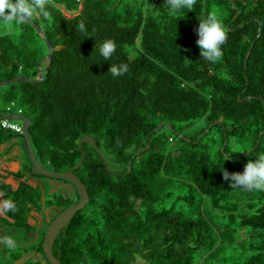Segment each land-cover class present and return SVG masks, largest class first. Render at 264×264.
Returning <instances> with one entry per match:
<instances>
[{
	"label": "trees",
	"instance_id": "1",
	"mask_svg": "<svg viewBox=\"0 0 264 264\" xmlns=\"http://www.w3.org/2000/svg\"><path fill=\"white\" fill-rule=\"evenodd\" d=\"M48 11L32 21L41 33L33 23L0 27V81L43 70L39 82L0 86V114L21 109L32 119L33 149L52 171L78 162L82 136L94 139L73 170L89 201L54 241L60 263L264 264V191L222 179V169L242 172L264 153V0H196L175 15L165 0H54ZM211 13L227 32L215 63L196 44L199 19ZM81 20L91 36L77 30ZM106 39L116 43L109 60L99 53ZM111 64L127 71L113 77ZM200 120L207 130L187 134ZM13 136L0 126V146ZM2 164V199L18 209L0 214L3 224L29 232L31 211L44 204L54 207L46 227L77 199L74 187L75 200L43 199L22 178L49 177L32 174L25 154L16 172ZM44 232L33 255L12 260L50 264Z\"/></svg>",
	"mask_w": 264,
	"mask_h": 264
},
{
	"label": "clouds",
	"instance_id": "2",
	"mask_svg": "<svg viewBox=\"0 0 264 264\" xmlns=\"http://www.w3.org/2000/svg\"><path fill=\"white\" fill-rule=\"evenodd\" d=\"M195 3L196 0H165L170 15H175L185 8L192 10ZM50 6H54V0H0V27H8L13 23H30L34 19H47L50 16L48 11ZM76 27L79 32L85 34L84 37L91 36L82 20ZM196 32L198 34L196 44L200 50V57L212 63L217 62L223 55L221 46L227 41V32L222 21L215 13H211L199 19ZM115 50L116 43L111 39H106L99 45V53L105 60L111 59ZM126 71V65L111 64L108 69L113 77L121 76ZM222 179L228 181L233 189L264 191V153L258 154L254 160L249 159L242 172H228L222 169ZM4 195L0 192V214L16 212L18 209L15 202L11 199H2ZM0 244L9 249L16 247L15 240L8 235L0 236Z\"/></svg>",
	"mask_w": 264,
	"mask_h": 264
},
{
	"label": "water",
	"instance_id": "3",
	"mask_svg": "<svg viewBox=\"0 0 264 264\" xmlns=\"http://www.w3.org/2000/svg\"><path fill=\"white\" fill-rule=\"evenodd\" d=\"M30 23H33L30 21ZM34 24V23H33ZM35 28L38 30V32L41 33L40 27H38L36 24H34ZM43 39L46 42L48 52L46 54V57L51 60L53 52L55 51V48L51 45V43L48 41V39L43 35ZM38 75L36 77H30L26 75H18L14 78H9L0 81V86L1 85H6V84H11V83H16L20 81H32V82H39L42 77H43V70L38 66ZM1 119H16L21 122L22 125V130L21 133L19 134V137L22 138L23 143V150L25 155L28 157L29 162H30V169L32 174L34 175H42L45 177L53 178V179H62L64 181H67L73 185L77 192V200L74 203L69 204L65 208H63L61 211H59L54 218L48 223L47 228L44 232L41 247L42 251L48 260L50 264H61L59 261V258L54 255L53 253V244L60 233V231L67 226L69 219L81 208H83L87 202L89 201V195L86 190V187L84 183L80 180V178L73 172V170L77 167H79L82 164V161L84 159V150L81 149V144L87 143L92 146H95L94 139L91 135H85L82 136L78 140V147L81 151L80 158L77 163L74 165L70 166L67 170L65 171H52L43 166L40 161L38 160V157L33 149L31 138H30V133H29V127L32 125L33 121L30 117L27 115L21 113H10V114H0V120ZM163 124L161 123L159 127H161ZM148 145V143H147ZM97 151L99 150L96 147ZM100 152V151H99ZM101 154V153H100ZM102 156V155H101ZM103 158V156H102ZM104 164L107 168L108 163L106 159L103 158ZM132 164V160L129 162L128 169L127 171L130 170Z\"/></svg>",
	"mask_w": 264,
	"mask_h": 264
},
{
	"label": "rangeland",
	"instance_id": "4",
	"mask_svg": "<svg viewBox=\"0 0 264 264\" xmlns=\"http://www.w3.org/2000/svg\"><path fill=\"white\" fill-rule=\"evenodd\" d=\"M70 15L71 14H68V16ZM44 62H46V60H44ZM6 85H1V86L4 87ZM201 127H205V130H207L208 128L204 120H200L196 122V124H194L190 128V130H188L187 134H190L195 129H199ZM166 128L168 127L166 126L162 128V132L166 134L171 133L174 136L175 132H170ZM8 140H11V142L15 141L17 144H19L18 146L23 154L22 157H24L25 153L22 146L23 140H21L19 136H15V137L13 136ZM40 180H41L40 181L41 184H38L39 185L38 187L40 188L41 192L44 194L42 197L43 199L45 198L46 200L50 199L54 201V199L58 198L56 196H62L63 198H70L72 200L76 199L74 188L71 183H64L62 181L52 178L51 179L41 178ZM41 203H43V201ZM40 207H41L40 210L34 209L31 211V215L28 221L31 225L34 226V229H32L29 232H25L24 230L8 226L7 224H3V222L0 221V236H5V235L11 236L16 242V247L14 249H9L5 247L3 244H0V264H28V262H30L28 261L26 263L25 262L26 260H24L23 258H21L19 261L18 260L14 261L12 260L11 255H13L15 252L21 253L22 257L33 255V248L31 247L35 244L34 239L37 238L35 234L38 233V237L40 236L41 238V233L43 232V229L45 228L46 230L47 228V226L45 227L47 222L46 219L52 216L54 212V207L51 206L48 207L47 205L45 206L44 204H40ZM36 259H40L39 254H36L34 256V259H32V261Z\"/></svg>",
	"mask_w": 264,
	"mask_h": 264
},
{
	"label": "crops",
	"instance_id": "5",
	"mask_svg": "<svg viewBox=\"0 0 264 264\" xmlns=\"http://www.w3.org/2000/svg\"><path fill=\"white\" fill-rule=\"evenodd\" d=\"M18 145L19 144H17L15 141L11 142V140H9L0 146V157L3 163L2 166L11 172H16L19 170L24 160V157H22L23 154ZM22 179L33 186H39L38 184H41L40 179L31 176L26 175ZM35 235L37 237V233Z\"/></svg>",
	"mask_w": 264,
	"mask_h": 264
},
{
	"label": "built area",
	"instance_id": "6",
	"mask_svg": "<svg viewBox=\"0 0 264 264\" xmlns=\"http://www.w3.org/2000/svg\"><path fill=\"white\" fill-rule=\"evenodd\" d=\"M151 2H155V1H159V0H150ZM14 102L11 103V105H13ZM10 108L8 107L7 110H9ZM13 113H17V114H21L22 111L21 109H18L17 111L13 112ZM10 114V113H9ZM0 126L3 129H8V130H12L16 133H21L22 127L19 123H16L14 121H11V119H1L0 120Z\"/></svg>",
	"mask_w": 264,
	"mask_h": 264
},
{
	"label": "flooded vegetation",
	"instance_id": "7",
	"mask_svg": "<svg viewBox=\"0 0 264 264\" xmlns=\"http://www.w3.org/2000/svg\"><path fill=\"white\" fill-rule=\"evenodd\" d=\"M76 200H77V199H76ZM76 200H75L74 202H76ZM74 202H73V203H74Z\"/></svg>",
	"mask_w": 264,
	"mask_h": 264
}]
</instances>
